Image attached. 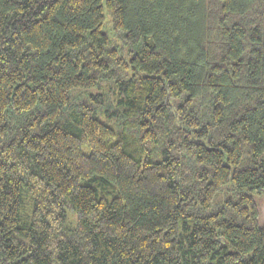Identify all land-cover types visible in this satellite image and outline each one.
Segmentation results:
<instances>
[{
  "label": "trees",
  "instance_id": "16d2710c",
  "mask_svg": "<svg viewBox=\"0 0 264 264\" xmlns=\"http://www.w3.org/2000/svg\"><path fill=\"white\" fill-rule=\"evenodd\" d=\"M0 264H264V0H0Z\"/></svg>",
  "mask_w": 264,
  "mask_h": 264
}]
</instances>
